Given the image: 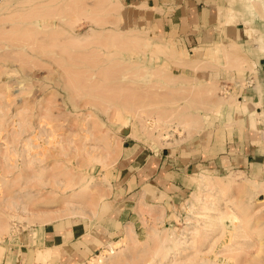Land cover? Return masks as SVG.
I'll use <instances>...</instances> for the list:
<instances>
[{"label":"rangeland","instance_id":"rangeland-1","mask_svg":"<svg viewBox=\"0 0 264 264\" xmlns=\"http://www.w3.org/2000/svg\"><path fill=\"white\" fill-rule=\"evenodd\" d=\"M106 1L0 0V228L9 225L0 234V264H16L18 236L38 226L30 221L45 214L54 219L90 217L107 207L108 201L115 203L132 171L127 169L134 164L130 157L134 151L139 154L146 147L148 153L157 155L166 147L172 154L182 147H197L206 139L207 130L223 129L221 113L231 104L230 97L192 64L189 54L157 53L153 45L133 51L107 48L109 35L133 28L121 24L118 13L108 10L119 0ZM96 16L106 21L101 19L98 24L93 20ZM131 32L164 45L146 32ZM182 62L191 65L185 67ZM131 65L127 76L123 68ZM158 71H162L160 77ZM167 95L174 105L167 102ZM117 103L142 108L138 113L133 109L123 112L124 124L115 115ZM179 109L183 112L174 118L172 112ZM158 114L164 120L159 122ZM194 116L198 124L186 125ZM176 118L183 119L180 124L183 121L184 126ZM137 164L136 169L142 166ZM194 182L187 195L135 214L127 234L131 237L124 235L109 245L117 250L133 242L134 249L112 264H264V201L255 195L248 207L241 204L242 195L235 190L225 202H215L224 213L221 224L211 230L209 217L217 212L206 211L200 220L189 216L199 178ZM74 194L81 197L74 198ZM92 201L96 202L94 209ZM68 203L90 209V213L71 216ZM230 203L241 207V211L235 208L241 218L238 228V221L229 216ZM189 219L192 227L187 226ZM163 238L170 241L165 248L171 251L153 260ZM178 240H187L180 251L175 250ZM109 246L98 254L107 255ZM99 255L88 264H100Z\"/></svg>","mask_w":264,"mask_h":264},{"label":"crops","instance_id":"crops-1","mask_svg":"<svg viewBox=\"0 0 264 264\" xmlns=\"http://www.w3.org/2000/svg\"><path fill=\"white\" fill-rule=\"evenodd\" d=\"M118 4L121 24L146 32L172 51L189 54L209 81L223 87L231 100L221 113L223 129L207 130L197 147H182L172 154L166 147L157 155L146 147L139 154L134 151L130 156L134 164L127 169L132 171L115 203L108 201L90 217L56 218L22 231L16 264H44L36 261L38 251H49L47 264H88L131 232L135 214L187 195L200 175L234 173L258 187L264 185V0H119ZM232 47H237L242 68L223 54ZM136 162L142 166L136 169ZM263 190L256 195L264 201Z\"/></svg>","mask_w":264,"mask_h":264},{"label":"bare ground","instance_id":"bare-ground-1","mask_svg":"<svg viewBox=\"0 0 264 264\" xmlns=\"http://www.w3.org/2000/svg\"><path fill=\"white\" fill-rule=\"evenodd\" d=\"M103 1V0H102ZM106 1V0H105ZM108 1H106V3H107ZM98 3H100L99 1H98ZM103 4L104 3H100V5H102L103 6ZM77 6V5H76ZM75 6V7H76ZM98 6H99V4H98ZM97 6V7H98ZM97 7H96V9H97ZM104 7V6H103ZM119 4H117V3H113L112 4V6H111V8L110 7H108L109 9V11L110 12H114V13H119L118 11H119ZM103 8H101V10H102ZM107 9V8H106ZM106 9H103V11H106V12H108L109 13V11L108 10H106ZM99 10V9H98ZM97 10V11H98ZM102 11V12H103ZM102 12H100V13H102ZM95 13V12H94ZM98 14H99V11L97 12ZM229 13L230 14H234V10H230L229 11ZM102 14H104V13H102ZM114 15V14H113ZM42 16V15H41ZM81 16V15H80ZM36 17V16H35ZM38 17V16H37ZM83 17V16H82ZM43 18H45V16L43 17ZM91 18H93V17H91ZM98 18V19H97ZM106 18V17H105ZM36 19H40V17H38V18H36ZM45 19H47V18H45ZM100 19V20H99ZM101 19H102V22H103V19L104 18H99V17H94L93 18V20L95 21V22H97L98 24L99 23H102L101 22ZM110 20V19H109ZM108 20V21H109ZM106 21V19H104V22ZM112 21H113V19H112ZM77 22V21H76ZM110 22V21H109ZM114 22V21H113ZM235 22V21H234ZM75 23V22H74ZM115 23H117V22H115ZM64 24H65V22H64ZM107 24V23H106ZM102 26V25H101ZM103 26H105V24L103 25ZM117 26H118V24H117ZM66 33V32H65ZM149 36H147L146 38L145 37H141V36H138V35H135L134 33H132L131 32V30L129 31H125V32H113L111 35H109L108 36V40H107V48H109V49H117V48H119V49H121V50H125V51H129V50H131V51H133V49H135L136 47H144V46H148V45H153V50H154V52H157V53H169V52H171L172 50L168 47V46H166V45H161V44H159V43H151V41L150 40H148L147 38H148ZM256 40V39H255ZM224 47V46H223ZM223 47H222V49H223ZM225 47H226V45H225ZM224 47V48H225ZM137 49V48H136ZM121 50H120V52H121ZM141 50V49H140ZM223 51V50H222ZM239 51H241V50H239ZM224 52H226V53H224ZM223 52V54H228V55H226L225 57H230V58H233V59H236V62H238V65L240 66V61H239V59H240V55L238 54L239 52L237 51V47H232V49L231 50H229V51H227V49H225V51ZM172 53V52H171ZM119 55H121V54H119ZM110 56H112L111 54H110ZM115 56V55H114ZM212 56V55H211ZM242 59V58H241ZM111 60V59H110ZM228 60V59H227ZM209 61V60H208ZM229 61V60H228ZM190 62V61H189ZM112 63H114V61L113 62H111V64H110V67H111V65H113ZM180 63V62H179ZM183 63V64H182ZM181 64L182 65H185V67H187V66H189V65H191V63L190 64H187V66H186V64L184 63V62H182ZM208 63V62H207ZM229 63V62H228ZM180 64V65H181ZM216 64V63H215ZM230 64V63H229ZM229 64H228V67H229ZM116 65V64H115ZM175 65H177V64H175ZM121 66V65H120ZM128 66V65H127ZM209 66H210V64H209ZM235 66V65H234ZM238 66V67H239ZM114 67V66H113ZM131 67H132V65L131 66H129V68H123V70H125V72H124V74L125 75H127L128 73H126L128 70H130L131 69ZM134 67V66H133ZM184 67V68H185ZM190 67V66H189ZM204 67V66H203ZM241 67V66H240ZM194 68H195V65H194ZM196 68H197V66H196ZM195 68V69H196ZM199 68V67H198ZM242 68V67H241ZM112 70H113V68H111ZM192 69H193V65H192ZM200 69V68H199ZM230 69V68H229ZM194 70V69H193ZM121 71V70H120ZM207 71V70H206ZM116 72V71H115ZM123 72V71H122ZM161 72L162 71H158L157 73H158V75H159V77L161 76L160 74H161ZM110 73V72H109ZM106 74V73H105ZM107 75H108V73H107ZM111 76H115V75H112L111 74ZM128 76V75H127ZM116 77V76H115ZM105 78V77H104ZM114 79H116V78H114ZM118 79V78H117ZM107 80L109 81V79L107 78ZM112 80H113V78H112ZM111 80V81H112ZM105 81V80H104ZM110 81V82H111ZM103 82V81H102ZM167 83V82H166ZM108 84H110V83H108ZM100 89V88H99ZM213 89V88H212ZM204 91V90H203ZM212 92V91H211ZM215 90H214V94H215ZM173 93V92H172ZM174 93H175V91H174ZM206 93V92H205ZM205 93H203V94H205ZM197 94V93H196ZM196 94H194V96L196 95ZM203 94L201 95V96H203ZM175 95H177V93L175 94ZM181 95V94H180ZM189 95H191V94H189ZM201 96H200V98H201ZM212 96H213V94H212ZM161 97V96H160ZM167 97H169V95H167L166 96V98ZM171 97V96H170ZM177 97V96H176ZM158 98V97H157ZM165 98V97H164ZM205 98V97H204ZM208 98V97H207ZM211 98V97H210ZM148 99V98H147ZM162 99V98H161ZM209 99V98H208ZM175 100V99H174ZM183 100V99H182ZM190 100V99H189ZM165 101V100H164ZM173 101V98H172V100L171 101H168V98H167V102H171V104L170 103H168V106H170V105H174L175 103H174V101ZM196 101V100H195ZM195 101H193V103L195 102ZM217 101H218V99H217ZM126 102V101H125ZM206 102V101H205ZM216 102V101H215ZM219 102V101H218ZM165 103V102H164ZM164 103L163 104H161V105H164ZM172 103H174V104H172ZM178 102H176V104H177ZM186 103H187V101H186ZM192 102H190V104H191ZM170 104V105H169ZM213 105H214V103H212ZM216 104V103H215ZM155 105H159V103L158 104H155ZM165 105H167L166 103H165ZM197 105H198V103H197ZM127 106H129V104H127V103H117V104H115V107H116V112H115V115H116V117H117V119H118V121H123V123L125 124V123H127L126 121H127V119L126 118H124L123 117V112H126V111H128V112H131V110L132 111H134L135 113H138V111L139 110H141V106L139 107V108H136L135 109V107L134 108H128ZM131 106V105H130ZM129 106V107H130ZM192 106V105H191ZM245 106V105H244ZM132 107V106H131ZM181 107V109H182V107L183 106H180ZM205 107V106H204ZM179 108V107H178ZM109 109H111V106H109L108 107V110ZM130 109V110H129ZM135 109V110H134ZM96 110V109H95ZM173 110V109H172ZM171 110V111H172ZM175 110V109H174ZM205 110V109H204ZM245 110V109H244ZM248 110V109H247ZM179 111H182V110H177V111H175V112H172L173 113V116H174V118L177 116V115H180L181 114V112H180V114H178L179 113ZM206 112H207V110H205ZM169 111H167V113H168ZM178 112V113H177ZM183 112V111H182ZM147 113V112H146ZM174 113H176V115H174ZM142 114V113H141ZM113 115V114H112ZM144 115V114H143ZM147 115V114H146ZM172 115V114H171ZM135 116H137V115H135ZM173 116H172V118H173ZM197 116V115H196ZM158 118H157V120L160 122V121H162V120H164L163 119V116L162 115H159L158 114V116H157ZM165 117H168V115H166ZM179 117V116H178ZM182 117V116H181ZM188 117H189V115H188ZM195 117V116H194ZM188 118L189 120H187L186 122H185V124L186 125H188V126H195V125H197L198 124V120L196 119V117L195 118ZM151 117H149V119H150ZM169 118H170V116H169ZM169 118H167V119H169ZM184 118V117H183ZM113 119V118H112ZM151 119H153V118H151ZM185 119V118H184ZM166 120V119H165ZM175 120V122L176 121H178L177 120V118L176 119H174ZM181 120H183V119H181ZM181 120L180 121H178L177 123H179L180 124V122H181ZM185 121V120H184ZM141 122V121H140ZM143 122H144V120H143ZM154 122V121H153ZM157 122V121H156ZM164 122H166V121H164ZM167 125L169 124V121L167 120ZM174 122H172V123H170V124H173ZM182 123H183V121H182ZM181 123V124H182ZM180 124V125H181ZM201 124V123H200ZM127 125V124H126ZM150 125H152V124H150ZM154 125V124H153ZM145 126H148V125H145ZM182 126V125H181ZM183 126H184V123H183ZM200 126V125H199ZM165 127H167L166 125H165ZM170 127V126H169ZM157 129V128H156ZM156 129H155V131H156ZM187 129V128H186ZM153 129H151V132H153L152 131ZM185 130V129H184ZM152 135V134H151ZM158 136H160V135H158ZM156 138V137H155ZM159 139V138H158ZM164 139V138H163ZM167 139V138H166ZM154 140V139H153ZM160 140V139H159ZM158 142H160V141H158ZM163 145V144H162ZM91 159H95L96 161H99V162H103V161H100L99 159H98V156H92V158ZM106 157L104 158V160L106 161ZM105 164H107L106 162H105ZM242 176V175H241ZM240 176V177H241ZM240 177H239V175L237 176V175H235L234 173H230L229 174V176L226 178V179H224L223 177H213V176H207V175H201L200 177H199V188H198V191L195 193V195H194V197H193V199H194V202H192L190 205H189V208H188V212H189V216H193V217H196V218H203V216H202V214H204V213H207L206 211H209V212H211L212 211V213H216L217 212V216H214V217H211L210 215V217H209V221H210V225H208V228L210 229L211 228V230H213V228L215 227V226H218L219 225V223L221 224V218H222V216H223V211L218 207V205H216V201H223V202H225V198L226 197H229L231 194H232V192H234L235 190H239V192H240V194L242 195V201H241V204H244V205H246V206H248L249 207V203H248V201L253 197V196H255L256 194H258V192L259 191H261V190H263L264 188V185H263V187H258L253 181H249V180H247V179H245V180H241L240 179ZM241 180V181H240ZM262 186V185H261ZM258 188H263V189H258ZM259 190V191H258ZM264 191V190H263ZM211 196V197H210ZM73 197L74 198H78V197H81V194H74L73 195ZM144 197V196H143ZM246 202V203H245ZM228 202H226V204H227ZM220 204V203H219ZM231 204V203H230ZM91 205H92V208L94 209V207H96V202L95 201H92L91 202ZM232 206H231V209H229V210H231V213H229V216H231V217H233L235 220H237L238 221V226H237V228L240 226V222H241V218H240V216L237 214V212H236V210H235V208H238L240 211H241V207H239V205H235V204H231ZM67 206H69L68 208H69V211L71 212V216L72 215H86V214H88V213H90L89 211H90V209H89V211L88 210H86L85 209V207L83 208H80L81 206H75V204H73V203H68L67 204ZM91 207V206H90ZM159 207V206H158ZM228 207H229V205H228ZM154 209V208H153ZM156 209V208H155ZM67 211V210H66ZM75 211V212H74ZM68 212H63L62 214L64 215V214H67ZM211 213V214H212ZM60 215V214H59ZM68 215V214H67ZM61 216V215H60ZM206 217V216H205ZM60 218V217H59ZM54 218H53V216H51V215H49V214H45V215H43V216H40V217H38L37 219H35V220H33V221H30V222H32V223H36V224H38V225H43L44 223H47V222H49V221H51V220H53ZM196 220V219H195ZM200 220V219H199ZM29 221V220H28ZM198 221V220H197ZM208 221V220H207ZM206 222V221H205ZM32 223H29V224H32ZM192 221L189 219L188 220V222H187V226H193L192 225ZM197 225V224H196ZM205 225V224H204ZM223 225V224H222ZM206 226V225H205ZM207 227V226H206ZM220 227V226H219ZM7 228L9 229V225L8 226H6L5 228H0V234H3V233H5L6 231H8L7 230ZM187 230H188V228H187ZM130 233V232H129ZM168 236V235H167ZM167 236H166V238H167ZM127 237L128 238H130L131 236H129V235H127ZM151 239V238H150ZM153 240V239H152ZM127 241V240H126ZM130 241H132V240H130ZM124 242V241H123ZM146 242V241H145ZM160 242V241H159ZM168 242L170 243V241L169 240H166V241H164V238H163V242H162V246L160 245V246H158L156 249H155V247L156 246H154L153 248L155 249V251H154V256H153V260H156V258H159L160 257V255H162V257H164V256H168V250L170 249V248H165V247H167V244H168ZM186 242H187V240H185V241H179L178 240V242L177 243H175L176 244V248H175V250H179L180 251V249H181V247L182 246H184V245H186ZM38 243V242H37ZM131 243H133V242H131ZM131 243L130 244H126V246L124 247V248H120V249H115V247L116 246H113V247H110V246H112V245H110L109 247H110V249L107 251V255H105V254H102V255H99V260H100V264H112V263H114L116 260H117V258H120V257H122V256H124V255H127V254H129L130 252H131V250L132 249H134V246H135V243H134V246L132 247V245H131ZM152 243V242H151ZM154 243V242H153ZM146 246V245H145ZM149 246V245H148ZM153 248H151V249H153ZM163 248H165L166 250L163 252L162 250H163ZM46 250V249H45ZM44 250V251H45ZM50 250V249H49ZM149 250V249H148ZM170 251H171V249H170ZM160 253H162V254H160ZM178 253V252H177ZM171 254V253H170ZM36 259H38V261H43L44 263L45 262H47L48 261V259H49V251H46V252H39L38 254H37V258ZM149 261H152V260H149ZM149 263V262H148ZM156 263H159V262H156ZM155 263V264H156ZM47 264V263H46Z\"/></svg>","mask_w":264,"mask_h":264}]
</instances>
